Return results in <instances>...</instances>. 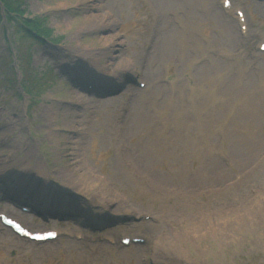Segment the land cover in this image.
<instances>
[{
  "label": "rangeland",
  "instance_id": "1",
  "mask_svg": "<svg viewBox=\"0 0 264 264\" xmlns=\"http://www.w3.org/2000/svg\"><path fill=\"white\" fill-rule=\"evenodd\" d=\"M231 1L10 0L47 38L0 24V178L62 234L0 225V264H264V0Z\"/></svg>",
  "mask_w": 264,
  "mask_h": 264
},
{
  "label": "trees",
  "instance_id": "2",
  "mask_svg": "<svg viewBox=\"0 0 264 264\" xmlns=\"http://www.w3.org/2000/svg\"><path fill=\"white\" fill-rule=\"evenodd\" d=\"M1 1L4 5L5 14H6V18H7L8 22H12L14 19H16V16L20 17L19 22L17 21L18 22L17 30L21 31V34H22L21 38H27V39H31V38H35V39L44 38L45 39V38H47L45 35V33H47V31L40 24L41 23L40 21H42V20L39 21L38 18H33V20L28 19V18H24L22 15L23 14L22 11L20 12L19 10L15 9L13 7L12 3H10V0H1ZM0 12H1V6H0ZM13 17H14V19H13ZM1 22H3L2 14H0V23ZM19 55L20 54H18V57H19ZM19 58H21V56ZM36 80H37V78H35V81ZM30 83L33 84L32 82H30ZM22 86H23V89L25 92H29L27 87L25 86V84H22Z\"/></svg>",
  "mask_w": 264,
  "mask_h": 264
},
{
  "label": "bare ground",
  "instance_id": "3",
  "mask_svg": "<svg viewBox=\"0 0 264 264\" xmlns=\"http://www.w3.org/2000/svg\"><path fill=\"white\" fill-rule=\"evenodd\" d=\"M258 7L260 8V7H262V13H263V15H264V9H263V6H262V4H260V3H258ZM172 45V44H171ZM175 45V44H174ZM259 45H261V44H259ZM260 47V46H259ZM242 76H243V74H242ZM39 169L41 170V171H43V168H42V166H39ZM188 201V199L186 200V202ZM8 208L12 211V212H14V213H16V214H18L19 215V217H23L22 215H21V211L20 210H18V209H16L15 208V206L14 205H8ZM198 224H195L194 223V221H192V223H189V224H192V226H197V227H199V226H202V224H200L199 223V220H195ZM4 229L5 230H7V232H9V233H11V230L9 229V228H5L4 227ZM222 230H224V228L222 227ZM125 236H123L122 238H124ZM23 240H25V239H23ZM57 240H58V238H57ZM56 240H54V241H47V242H45V243H51V242H55ZM34 243H36V242H34ZM36 244H40V243H36Z\"/></svg>",
  "mask_w": 264,
  "mask_h": 264
}]
</instances>
